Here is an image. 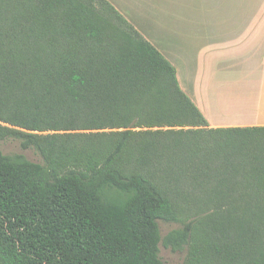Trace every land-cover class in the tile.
Here are the masks:
<instances>
[{
    "label": "trees",
    "instance_id": "trees-1",
    "mask_svg": "<svg viewBox=\"0 0 264 264\" xmlns=\"http://www.w3.org/2000/svg\"><path fill=\"white\" fill-rule=\"evenodd\" d=\"M7 139L43 163L0 149V264H264V127L210 128L108 0H0Z\"/></svg>",
    "mask_w": 264,
    "mask_h": 264
},
{
    "label": "crops",
    "instance_id": "crops-1",
    "mask_svg": "<svg viewBox=\"0 0 264 264\" xmlns=\"http://www.w3.org/2000/svg\"><path fill=\"white\" fill-rule=\"evenodd\" d=\"M176 68L210 128L264 127V0H108Z\"/></svg>",
    "mask_w": 264,
    "mask_h": 264
},
{
    "label": "rangeland",
    "instance_id": "rangeland-1",
    "mask_svg": "<svg viewBox=\"0 0 264 264\" xmlns=\"http://www.w3.org/2000/svg\"><path fill=\"white\" fill-rule=\"evenodd\" d=\"M0 149L5 155H24L27 159L36 163H43L42 158L32 150H24L21 143L14 139H7L0 142ZM178 223H167L160 221V229L162 237L165 238L172 231L180 229ZM189 252V247L185 246L182 249L175 250L171 247H166L164 244L160 246V257L165 264H185Z\"/></svg>",
    "mask_w": 264,
    "mask_h": 264
}]
</instances>
